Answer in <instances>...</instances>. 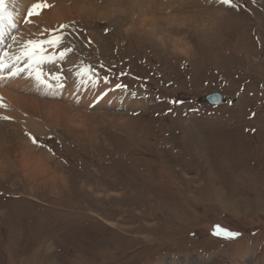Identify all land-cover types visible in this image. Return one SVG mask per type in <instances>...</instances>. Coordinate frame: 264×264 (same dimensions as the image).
<instances>
[{
	"label": "rangeland",
	"instance_id": "obj_1",
	"mask_svg": "<svg viewBox=\"0 0 264 264\" xmlns=\"http://www.w3.org/2000/svg\"><path fill=\"white\" fill-rule=\"evenodd\" d=\"M157 1L163 45L138 30V6L57 31V52L144 107L90 142L37 139L67 179L60 195L16 166L0 176V264H264V0ZM214 92L228 102L207 104Z\"/></svg>",
	"mask_w": 264,
	"mask_h": 264
},
{
	"label": "bare ground",
	"instance_id": "obj_2",
	"mask_svg": "<svg viewBox=\"0 0 264 264\" xmlns=\"http://www.w3.org/2000/svg\"><path fill=\"white\" fill-rule=\"evenodd\" d=\"M172 1L176 0H169L170 6ZM185 1L188 4L193 2ZM33 2L19 0L13 21L10 23L5 18L0 22V30L7 34L0 41V57L9 65L0 71V176L3 177L10 166H16L30 185L43 186L53 195H60L68 185L67 179L53 169V154L43 149L37 139L48 138L52 132L64 129L75 139L90 142L102 124L127 122L121 109L130 111L144 107V104L117 87L116 83L110 85L97 81L90 73L77 75L83 68L82 62L70 53L65 60L43 64L41 71L46 73L43 78L47 83H39L34 74L35 66H29L28 58L23 56L28 42L61 35L57 34L59 28L76 19L96 15L105 17L109 14L108 8L117 4L122 5L119 11L128 6L141 7L138 30L150 43L163 45L165 34L159 27L161 17L154 13L153 4L159 5L161 11L167 7L157 0H103L100 5L97 3L98 6L89 0H45L49 6L43 8L38 16L26 17L25 11ZM167 18L173 22L178 20L172 16ZM187 18L182 20L180 17L178 26H184V22L189 21ZM25 19L30 22H24ZM11 36H15V42ZM173 49L182 56H187L189 52V46L181 40H174ZM4 52L8 55L4 56ZM51 54L58 57L57 48H48L44 53L46 56ZM62 62L68 65L67 76L60 70ZM18 69L23 70L17 75L10 74ZM30 71L32 75H29ZM52 74L59 75L61 79H53Z\"/></svg>",
	"mask_w": 264,
	"mask_h": 264
},
{
	"label": "snow or ice",
	"instance_id": "obj_3",
	"mask_svg": "<svg viewBox=\"0 0 264 264\" xmlns=\"http://www.w3.org/2000/svg\"><path fill=\"white\" fill-rule=\"evenodd\" d=\"M19 0H0V22H2L5 18H7L10 23L13 21L14 16V9L16 5L18 4ZM222 4H228L231 7H237V5L232 4V0H220ZM49 5L45 2V0H34L33 3H31L30 7L26 9L25 15L26 17H33V16H38L40 14V11L48 7ZM24 22H30L29 20L25 19ZM11 26L14 28L15 24L12 23ZM62 27H67V26H62ZM7 34L3 31L0 30V41L3 40V38ZM63 35H58V36H53L50 39L43 40V41H29V46L28 48L23 52V56L28 58V64L29 66H35V78L39 83L46 84L47 81L44 80V75L46 73H42L41 67L45 63H57L58 61L65 60L66 56L68 53L72 51V48L66 47L64 48L63 51L59 52L58 57L55 54L51 55H44V53L47 51L48 48H58L60 47L61 44L64 43ZM11 39L13 42H15V36H11ZM10 46V45H9ZM8 53L4 52V56H7ZM17 59H21V57H17ZM9 65L7 63L3 62V58L0 57V71H2L5 68H8ZM23 69H18L17 71H13L10 73L11 75H17L19 71H22ZM62 71V70H61ZM90 73V69L87 67L82 68L77 75H88ZM33 72H29V75H32ZM52 78L59 81L61 77L57 74H52ZM117 87H124L123 85H117ZM4 119H8L7 117H4ZM35 138H33V143H35ZM217 235H221L220 230H217L216 232ZM239 233H234V232H224L223 233V238L226 239H232L237 236H239Z\"/></svg>",
	"mask_w": 264,
	"mask_h": 264
},
{
	"label": "water",
	"instance_id": "obj_4",
	"mask_svg": "<svg viewBox=\"0 0 264 264\" xmlns=\"http://www.w3.org/2000/svg\"><path fill=\"white\" fill-rule=\"evenodd\" d=\"M205 101L210 105H221L226 102V98L219 92H214L205 96Z\"/></svg>",
	"mask_w": 264,
	"mask_h": 264
}]
</instances>
